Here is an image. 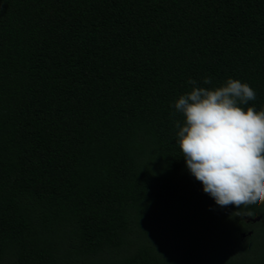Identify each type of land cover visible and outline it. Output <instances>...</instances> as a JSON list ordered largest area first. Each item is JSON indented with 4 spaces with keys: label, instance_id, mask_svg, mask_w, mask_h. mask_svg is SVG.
<instances>
[{
    "label": "trees",
    "instance_id": "16d2710c",
    "mask_svg": "<svg viewBox=\"0 0 264 264\" xmlns=\"http://www.w3.org/2000/svg\"><path fill=\"white\" fill-rule=\"evenodd\" d=\"M228 78L264 109V0H0V264H264V204L177 143L188 81Z\"/></svg>",
    "mask_w": 264,
    "mask_h": 264
},
{
    "label": "clouds",
    "instance_id": "9594fccd",
    "mask_svg": "<svg viewBox=\"0 0 264 264\" xmlns=\"http://www.w3.org/2000/svg\"><path fill=\"white\" fill-rule=\"evenodd\" d=\"M188 83L191 91L174 103L187 169L221 207L264 204V109L241 107L256 99L255 90L233 78L213 88Z\"/></svg>",
    "mask_w": 264,
    "mask_h": 264
},
{
    "label": "water",
    "instance_id": "95a60500",
    "mask_svg": "<svg viewBox=\"0 0 264 264\" xmlns=\"http://www.w3.org/2000/svg\"><path fill=\"white\" fill-rule=\"evenodd\" d=\"M260 218L261 217L259 216V217L253 218V220L256 221V220H259Z\"/></svg>",
    "mask_w": 264,
    "mask_h": 264
}]
</instances>
